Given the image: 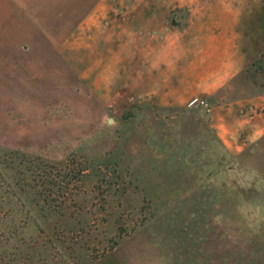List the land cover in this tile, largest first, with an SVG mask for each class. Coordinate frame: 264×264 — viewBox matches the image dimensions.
Listing matches in <instances>:
<instances>
[{
    "label": "rangeland",
    "instance_id": "rangeland-1",
    "mask_svg": "<svg viewBox=\"0 0 264 264\" xmlns=\"http://www.w3.org/2000/svg\"><path fill=\"white\" fill-rule=\"evenodd\" d=\"M155 1L46 0L56 13L46 37L13 56L0 48V149L57 175L55 201L45 205L54 250L44 264H264V134L239 131L235 150L213 117L264 93V31L256 30L264 0H238L244 25L255 21L245 31L255 38L253 64L216 95L199 96L208 107L141 101L121 87V25L146 35L144 53L152 15L180 31L188 24L182 0Z\"/></svg>",
    "mask_w": 264,
    "mask_h": 264
},
{
    "label": "crops",
    "instance_id": "crops-1",
    "mask_svg": "<svg viewBox=\"0 0 264 264\" xmlns=\"http://www.w3.org/2000/svg\"><path fill=\"white\" fill-rule=\"evenodd\" d=\"M152 3L157 7L160 2ZM180 5L188 6L190 11L188 24L181 31L158 22L150 11L149 19L156 25L149 32L150 44L144 53H141L143 47L138 50L137 46L146 35L140 33L135 39L130 32L135 33L136 27L121 25V57L118 58L121 87L133 86L136 99L167 105L184 104L194 96L216 95L245 73L255 55L252 47L255 38L246 34L248 29H255L252 24L255 21L244 25L247 24L244 21V16L247 17L245 2L182 0ZM46 8V0H0L2 53L13 56L20 43L46 37V21L56 16V13L51 14L52 7ZM88 21L87 17L84 22ZM256 30L257 34L264 31ZM163 36L166 41L159 45ZM257 38L263 51L264 37ZM89 71L94 70L89 68ZM236 102L237 106L232 107L230 103L233 102H229L220 107L213 117L225 144L238 150L242 143L232 137L239 131H244L251 140L264 134V93L246 95ZM257 110L260 112L256 113Z\"/></svg>",
    "mask_w": 264,
    "mask_h": 264
},
{
    "label": "trees",
    "instance_id": "trees-1",
    "mask_svg": "<svg viewBox=\"0 0 264 264\" xmlns=\"http://www.w3.org/2000/svg\"><path fill=\"white\" fill-rule=\"evenodd\" d=\"M25 156L0 149V264H44L54 250L45 205L55 201V168Z\"/></svg>",
    "mask_w": 264,
    "mask_h": 264
},
{
    "label": "built area",
    "instance_id": "built-area-1",
    "mask_svg": "<svg viewBox=\"0 0 264 264\" xmlns=\"http://www.w3.org/2000/svg\"><path fill=\"white\" fill-rule=\"evenodd\" d=\"M188 104H189L190 106L208 107V103H207V101H206L204 98L199 97V96H194V97H192V98L189 100Z\"/></svg>",
    "mask_w": 264,
    "mask_h": 264
},
{
    "label": "water",
    "instance_id": "water-1",
    "mask_svg": "<svg viewBox=\"0 0 264 264\" xmlns=\"http://www.w3.org/2000/svg\"><path fill=\"white\" fill-rule=\"evenodd\" d=\"M109 121H111V120H109Z\"/></svg>",
    "mask_w": 264,
    "mask_h": 264
}]
</instances>
